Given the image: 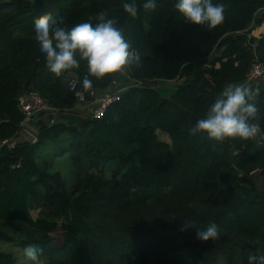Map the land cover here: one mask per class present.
<instances>
[{
	"label": "trees",
	"instance_id": "1",
	"mask_svg": "<svg viewBox=\"0 0 264 264\" xmlns=\"http://www.w3.org/2000/svg\"><path fill=\"white\" fill-rule=\"evenodd\" d=\"M124 2L0 0V225L10 229H0V243L37 247L39 264H247L250 254H264V186L249 180L264 172V142L210 141L189 129L225 86L244 84L253 62L264 64V34L253 35L264 26V0H213L225 5V19L211 31L184 23L173 0H158L152 13L136 0L134 18ZM100 13L118 19L139 60L100 80L89 77L87 99L121 89L114 86L120 74L131 83L93 120L75 114L70 88L71 75L82 83L85 65L55 77L32 33L45 18L70 29ZM263 80L247 85L258 91L254 122L264 132ZM172 82L180 83L169 97L152 87ZM26 92L61 118L39 120L35 143L15 142L25 124L17 101ZM64 135L56 155L70 159V184L37 163L41 147ZM184 221L198 229L214 222L220 237L201 242L195 228L180 230ZM57 231L63 241L54 246ZM0 264L20 263L0 250Z\"/></svg>",
	"mask_w": 264,
	"mask_h": 264
},
{
	"label": "clouds",
	"instance_id": "2",
	"mask_svg": "<svg viewBox=\"0 0 264 264\" xmlns=\"http://www.w3.org/2000/svg\"><path fill=\"white\" fill-rule=\"evenodd\" d=\"M142 8L147 13L155 12L158 0H145ZM172 10L186 24L201 26L207 31L215 29L224 22L225 5L213 0H173ZM123 11L136 17V0L123 3ZM59 20V18H57ZM95 20L96 22H91ZM45 18L33 26V38L39 50V58L44 61L47 71L59 78L64 72L79 69L81 63L87 73L82 80V88L87 91L93 87V80H100L110 74L124 70L125 66L138 61L131 44L123 30L118 27L117 18H107L104 13L90 17L89 21L76 24L70 29ZM258 91L247 84L229 83L216 96L203 117L189 129L191 135L202 134L206 139L224 142L229 139L248 141L255 138L260 127L259 109L255 103ZM196 229V239L215 241L220 237L219 226L210 223L204 229L184 221L181 231ZM40 250L35 246L24 249V257L32 264H39ZM247 264H264V254H250Z\"/></svg>",
	"mask_w": 264,
	"mask_h": 264
},
{
	"label": "rangeland",
	"instance_id": "3",
	"mask_svg": "<svg viewBox=\"0 0 264 264\" xmlns=\"http://www.w3.org/2000/svg\"><path fill=\"white\" fill-rule=\"evenodd\" d=\"M127 77L125 75L120 74V78L117 81V84H115V87L124 89L127 88L131 85V83H127ZM180 82H172V83H167V84H161V83H155L152 85L154 89H156L162 97H169L177 85ZM263 83L262 85H260ZM259 88H264V80L260 82ZM76 115L81 114L84 115L85 113H82V110L74 111ZM79 112V113H77ZM80 116V115H79ZM60 116L55 115V116H42L39 117L38 120L35 122H30L27 124L24 128H22L17 140L15 142H26L29 141L30 138H34L36 136L37 132V125L36 123L41 120L43 123H47L48 125L53 124L54 122H60ZM159 138L163 141L168 142L167 137L159 134ZM67 139H69L68 136L64 135L61 137V139L58 142L50 143L47 142L45 145L41 147L39 150L40 152L37 155V163L39 166L44 167L48 169V172H59L70 184L72 182V172H71V165H70V159L67 155H64L62 157L57 156L58 150H60L64 145L67 143ZM67 140V141H66ZM64 141H66L64 143ZM43 169V168H42ZM250 182L257 187H262L264 186V172L261 171H256L255 173L252 174V176L249 178ZM4 191V189H2ZM31 216L33 218H36V213L31 212ZM0 229L4 230L6 232H10V229L8 227L0 225ZM63 241V234L60 231H57L52 235V242L54 246H58L62 243ZM18 248V247H17ZM15 247L9 246L8 244L0 243V250L2 251H10L14 254L15 257H17L18 262L20 264L26 263L28 260L25 259L24 257V251H21L20 249H17ZM30 262V261H28Z\"/></svg>",
	"mask_w": 264,
	"mask_h": 264
},
{
	"label": "built area",
	"instance_id": "4",
	"mask_svg": "<svg viewBox=\"0 0 264 264\" xmlns=\"http://www.w3.org/2000/svg\"><path fill=\"white\" fill-rule=\"evenodd\" d=\"M264 78V64L254 61L251 69L246 76V84L256 85L258 81ZM244 83V84H245ZM70 88L76 90V98L78 99V105L75 110L86 111L85 117L89 116L93 120H100L115 103H118L121 99V95L128 89H115L107 90L102 94L96 95L93 92L89 94V99L86 98L82 83L78 85V79L75 75L70 76ZM18 108L24 117L25 124L23 128L30 122H35L40 116L56 115L55 109L48 106L36 93H23L18 98ZM257 137L259 143L264 142V132L260 129ZM30 142H36V136L29 139ZM28 141V142H29Z\"/></svg>",
	"mask_w": 264,
	"mask_h": 264
},
{
	"label": "crops",
	"instance_id": "5",
	"mask_svg": "<svg viewBox=\"0 0 264 264\" xmlns=\"http://www.w3.org/2000/svg\"><path fill=\"white\" fill-rule=\"evenodd\" d=\"M259 34H264V26L253 33L254 36H258Z\"/></svg>",
	"mask_w": 264,
	"mask_h": 264
}]
</instances>
